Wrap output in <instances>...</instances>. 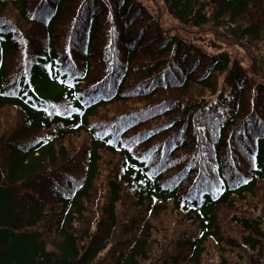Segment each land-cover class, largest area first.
Returning a JSON list of instances; mask_svg holds the SVG:
<instances>
[{"label": "trees", "instance_id": "16d2710c", "mask_svg": "<svg viewBox=\"0 0 264 264\" xmlns=\"http://www.w3.org/2000/svg\"><path fill=\"white\" fill-rule=\"evenodd\" d=\"M5 108L0 264H264V0H0Z\"/></svg>", "mask_w": 264, "mask_h": 264}, {"label": "rangeland", "instance_id": "374dc122", "mask_svg": "<svg viewBox=\"0 0 264 264\" xmlns=\"http://www.w3.org/2000/svg\"><path fill=\"white\" fill-rule=\"evenodd\" d=\"M11 117H13V118H15L13 115H12V113H11V111H10V109H3V110H0V125L4 128L5 127V129L7 130V131H12V127H11V125H10V123H12V121H11ZM19 124V123H18ZM22 124H23V121H22ZM21 125V124H20ZM19 126L18 125H16V126H14V129H17ZM77 145V140H75V138H72L71 139V143H70V146L71 147H74V146H76ZM6 147L7 146H4V145H2V148H4V155H3V157L2 158H4L6 155H7V149H6ZM2 160H1V157H0V162H1ZM164 219V218H163ZM159 220H160V218H159ZM152 224H154L155 226H157V224H158V221H155V220H153L152 221ZM47 241L50 243V244H52V240H51V237H49V233L47 234ZM47 242V243H48Z\"/></svg>", "mask_w": 264, "mask_h": 264}]
</instances>
